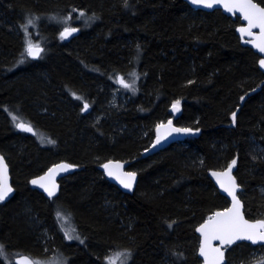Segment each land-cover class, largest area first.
Wrapping results in <instances>:
<instances>
[{"label": "trees", "instance_id": "obj_1", "mask_svg": "<svg viewBox=\"0 0 264 264\" xmlns=\"http://www.w3.org/2000/svg\"><path fill=\"white\" fill-rule=\"evenodd\" d=\"M73 7L80 32L63 42L49 20ZM33 14L30 30L42 34L37 59L20 52L17 32ZM238 24V16L184 0H0V152L16 188L0 204V246L34 255L37 233L14 217L25 206L68 264H104L113 250L133 255L130 264H200L196 225L228 204L208 171L235 156L236 177L250 187L245 216L264 215L255 190L264 183V161L251 163L246 154L253 140L264 146V73L259 56L241 45ZM126 77L135 79L134 88L118 83ZM103 85L131 99L111 107ZM177 101L178 117L197 136L141 156ZM83 102L100 114L98 123L82 113ZM16 117L29 119L41 138L18 133ZM109 158L131 160L132 191L103 176L99 166ZM61 159L78 168L49 203L27 181ZM59 206L69 209L81 241L62 239ZM252 247L263 251L251 264H264V246Z\"/></svg>", "mask_w": 264, "mask_h": 264}, {"label": "rangeland", "instance_id": "obj_2", "mask_svg": "<svg viewBox=\"0 0 264 264\" xmlns=\"http://www.w3.org/2000/svg\"><path fill=\"white\" fill-rule=\"evenodd\" d=\"M254 1L257 2L259 5H261L262 7H264V4L261 1H259V0H254ZM73 9H75V12H71L68 16L64 17L63 19H61L59 21L56 18H51L49 20V21H51V22L53 21L54 23L59 25L57 28L58 34L64 28L66 29L68 27H77V28L81 27L80 22H79V12H77L76 8L73 7ZM72 11H74V10H72ZM227 16L233 17L232 15L231 16L227 15ZM35 18H36V16L34 14L31 17H27L26 20L23 21V22H25V30L20 29V28H18L19 30H17V32L19 31V33H20V37H21V41H22L20 52H23V54H26V48H27L29 43H31L32 45H37V46L41 45L40 40H41L42 34H40L38 31L32 32L30 30V27H32V23L31 24L28 23L29 20H32L34 23ZM59 37L61 38V40L63 42H67L70 40V39L65 40L64 38L62 39L61 33L59 34ZM119 79L120 78H118V83H120ZM125 79H127V77ZM134 80H135L134 78L127 79L125 83L128 84L129 87L123 86L124 89H130L131 86H132V88H134V84H133ZM101 89H103V90L106 89L107 92L109 93L108 99L110 98L111 101L110 102L108 101L109 103H107V104L110 105L111 107H114L115 104L118 105V98H121L123 103L128 102L131 99L130 94L121 93L120 87H114V86L111 87L109 85H103V87ZM242 101H243V99H240V103H242ZM173 103H175V102H173ZM234 113H235V118H236L237 110L234 111ZM84 114H88V113L85 112ZM178 114L172 115L171 107H170L168 115L165 118H163L162 121L163 122L164 121H172L178 126H184L182 121L178 117L179 116ZM89 116L91 117L93 124L98 123L101 120V116L98 113L97 114L90 113ZM26 120L29 121V119H26ZM17 122H18V120L14 121L15 124H17ZM234 123H235V119H233V117H232V124H234ZM250 145L252 148L248 153H246L247 159L251 163H253V162L255 163V161L260 158V160L263 162L264 161V146L262 144H259L257 141H254V140ZM114 159L115 158H109V159H106L105 161L114 160ZM237 159H238V157L235 156L233 160L236 161ZM61 160L65 161V162L68 161L67 159H61ZM126 160H128V159H126ZM229 162H230V160L226 164L228 165ZM224 166H222V167H224ZM222 167H219V168H222ZM133 171L135 172L134 169H133ZM234 172H235V175H234ZM232 173L235 177L236 183L240 187L239 191H238V196L242 201L243 208H245L246 207L245 206L246 205V196L248 194V189H250V187L246 186L244 184V182H242L240 179H238L236 177V170L235 169L232 171ZM12 184L14 185L13 182H12ZM255 190H256V193L258 195H260L261 197H263V199H264V183L258 184V185L256 184ZM255 203H256V200H253L252 204H255ZM58 214L59 215H57V220L60 223L59 229H60L62 235L64 236V238L70 240L68 237L71 236V237H73V238H71L72 241H76V242L81 241L82 240V238L80 236L81 234L79 235V233L77 232V229L74 226V223H73L72 219L70 218V216H68V214L66 215L64 212H59V211H58ZM14 217H16L17 222H20L19 223L20 225L27 228L32 234L37 233L35 236V239L38 241L34 242L33 245L31 246V248L35 250V252H33L34 255H31L33 257V260H34V264H36V262H39V264H64L63 259L61 260L62 257L55 252L54 246H52L51 243L49 244V242L51 240H50V234H49L48 230H46L45 228H42L43 227L42 222L37 220L36 216H34L33 212H31L28 207L24 206V208L19 209L16 212ZM263 217H264V215L261 214V215L256 216L254 219H256V218L264 219ZM238 243H240V242H238ZM238 243H235L232 246L225 248V250H224V252H225L224 264H251L252 262H258L260 260V256L262 255L263 250H261L259 248L252 247V245H254V244H249V246H246V248L243 249V248L237 246V245H239ZM255 245L264 246L262 244H255ZM9 250H13V249H9ZM26 253H29V251L28 252L26 251ZM0 254L4 258V262H2V263L3 264H9V261L12 260L11 259L12 253H10V251H8V250H2L1 249ZM123 254H127V253L122 252V250H113V251L109 252V254L106 255L105 258L103 259L104 264H130L131 261L133 260V255H130V256L127 255V258L125 259V256ZM196 264H199V263L196 262Z\"/></svg>", "mask_w": 264, "mask_h": 264}, {"label": "snow or ice", "instance_id": "obj_3", "mask_svg": "<svg viewBox=\"0 0 264 264\" xmlns=\"http://www.w3.org/2000/svg\"><path fill=\"white\" fill-rule=\"evenodd\" d=\"M193 4H200L205 7H213L216 3H224V6L227 10L231 11L233 8L241 11L243 13L244 19L248 22L247 29L241 28L239 31L242 33L247 32L251 35L252 28H259L260 29V43L256 44V47L261 51L264 52V8L259 7L256 3H253V0H192ZM83 15V13H81ZM29 24L33 23L32 20L28 21ZM75 29H65L64 32L61 33V37L65 38L66 36L70 35L71 32H74ZM41 49L37 46L32 45L31 43L28 44L26 48V52L28 56L36 57L40 54ZM261 67H264V60L260 61ZM119 82L124 87H129L123 80V78L119 79ZM243 99V97L241 98ZM87 108V105H85ZM173 111L179 110V101L175 102L172 106ZM233 119H235V113H233ZM171 125V121H169V126ZM24 131H31V128L24 125L18 124ZM163 127V125H158L159 128ZM171 131L173 132H190L191 129H179V128H172ZM161 139L160 136L157 137V143ZM235 164V161L232 162V165ZM232 165H229V171L231 170ZM60 170H66L67 165H60L58 166ZM118 169L120 165H111L105 164L104 168L109 176H113L115 173L113 168ZM54 170L50 169L49 172L52 173ZM213 175H221L218 173H213ZM223 175H228V173H224ZM135 177L134 173H125L122 174V177L118 176L117 178L120 180V183L123 187L131 190L132 188V181ZM44 177H41L39 180H33L32 183L34 185L38 184L40 187L44 188V190L48 193L49 197L54 195V191L52 188L45 185L42 181H44ZM222 187L224 190L228 192L233 199V207L227 209L223 213H216L214 218H209V221L205 224L201 225L200 228L197 229L204 236V240L201 244L200 254L205 256L207 259L208 256V249L210 248V240L218 239L223 244H232L237 240H249L252 243H257L258 241H264V222H259L257 224H248L247 221L243 220V217L240 215V202L236 198V188L237 185L234 180L229 177V185L225 187L222 183ZM12 192V188L8 185L7 182V169L3 163V159L0 158V201H3L10 193ZM59 215V214H58ZM69 239L73 238L71 236L68 237ZM212 252L216 254L214 257L213 264H219V261L223 259V252L220 249H211ZM125 259L127 258L128 254H123ZM25 264H29V262H25ZM39 264V262H36Z\"/></svg>", "mask_w": 264, "mask_h": 264}, {"label": "water", "instance_id": "obj_4", "mask_svg": "<svg viewBox=\"0 0 264 264\" xmlns=\"http://www.w3.org/2000/svg\"><path fill=\"white\" fill-rule=\"evenodd\" d=\"M184 1L188 5L193 7L194 9H201V10H204V11H212L214 9H220L221 12L226 14V15H230V16L232 15L233 17L235 15L239 16L241 23L237 25L236 33L238 34V36H239V38L241 40V43L243 45H247V46L251 47L253 49V51L259 56L258 68L261 71L264 72V67H261V64H260V61L264 60V52H261L256 47V44L260 43V40L258 39L260 37V34H261L260 33V29L258 27L257 28H252L251 29V35H249L247 32L242 33L241 31H239V29H241V28L247 29V27H248V22L244 19L243 13L241 11H239V10H237L235 8H233L231 11H229V10H227L225 8L224 3H216V4L213 5V7H205V6L200 5V4H193L192 0H184ZM253 3H256L259 7H262L261 5H259L254 0H253ZM262 8H264V7H262ZM67 29H75V31L71 32L70 35L66 36L64 38L65 40H69L73 36L77 35V33L79 32V29L77 27H68ZM64 30L62 32H64ZM37 47H39V46H37ZM39 48L41 49V47H39ZM38 56H36V57L29 56V57H31L32 59H36ZM85 105H87V103ZM85 105H84V108H83L84 112H86L88 110V108H89L88 105H87V108H85ZM178 113H179V110L178 111H173V108H172V114L173 115H177ZM158 125H163V127L159 128V131H158ZM172 128H179V129L187 128V129H191V131L187 132V133H185V132H173V131H171ZM197 134H198V130L190 128V127H186V126H178L172 121H171V125L170 126H169V121L159 122L155 126L154 137H153L151 143L148 145V147L145 150L142 151L141 156H146V155L152 154L154 152H157V151L167 147L168 145H170L172 143L182 141V140H184V139H186L188 137H194ZM158 136L161 137V139L159 140V143H157V137ZM0 158L3 159V163L6 166V169H7V182H8V185L10 186V175H9L8 166H7L3 156L1 154H0ZM232 162L229 165H232ZM105 164H111L113 166L120 165V167L118 169H116L114 167L113 171H114L115 174L113 176H109L107 174L105 168H104ZM129 164H130V160L114 159V160H107L102 165V170L105 173L106 178L111 183L116 185L120 190L125 191V192L132 191L134 189V187H135L136 180H137L136 173L134 171H130V170L126 169ZM60 165H67L68 167H67L66 170L62 171L58 167ZM229 165L226 166L225 168H222V169H210L208 171V177L213 182V184L215 185V187L217 188L219 193L227 198L228 204H227L226 207H224L222 209H215L208 217L203 219L202 222L199 223L196 226L195 232H196V234L198 236L197 256L201 260L200 264H213L214 257L216 256V254L214 252H212L211 249H220L223 252V259L219 261V264H224V262H225V252H224L225 247L232 246L233 244L238 243V242H247V243L254 244V245L255 244L264 245V241H258L257 243H252L249 240H237L234 243L228 245V244H223L218 239H212V240H210V248L208 249L207 259L205 258V256H202L200 254V248H201V244H202V242L204 240V236L200 232H198L197 229L200 228L201 225H203L206 222H208L209 218H214L216 213H223L227 209H230V208L233 207L232 196H230L228 194V192L224 190V187L221 186L222 183L225 185V187H227L229 185V177H231V179L234 180L235 183H236L235 177H234V175L232 173V171L235 168L236 162H235L234 165H232L230 171H229ZM74 168L75 167L73 165H71V164H69L68 162H65V161H60L58 163H55V164L51 165L49 167V169L45 173H43V174H41L39 176L33 177L30 180L31 186L39 188L40 190H43L45 192V194L47 196H49L48 193L44 190V188L40 187L38 184L34 185L32 183L33 180H39L41 177H44L45 179L42 182L45 185H47L48 187L52 188L53 191H54V194H55L57 192V181H56V179L58 177L62 176L64 173H66V172H68L70 170H73ZM50 169H52L54 171L52 173H50L49 172ZM125 173H134L135 174V177H134V179L132 181L131 190L123 187V185L120 183V180L117 178L118 176L122 177V174H125ZM213 173H218V174H221V175L217 176V175H213ZM224 173H228V175H223ZM236 185H237L236 198L240 202V215L243 217V220L247 221L248 224H257L259 222H264V220L262 218L250 219V218H247L245 216L242 201H241V199L238 196V191H239L240 187H239V185L237 183H236ZM11 194H12V192L7 197L11 196ZM7 197L4 200H6ZM26 261L29 262V264H34V261L32 260V258L29 257L26 254L18 255V256H16L14 258V264H25Z\"/></svg>", "mask_w": 264, "mask_h": 264}, {"label": "flooded vegetation", "instance_id": "obj_5", "mask_svg": "<svg viewBox=\"0 0 264 264\" xmlns=\"http://www.w3.org/2000/svg\"><path fill=\"white\" fill-rule=\"evenodd\" d=\"M233 18V17H232ZM78 29H79V32H80V28L78 27ZM78 32V33H79ZM77 33V34H78ZM76 36V35H75ZM240 43H241V40H240ZM241 45H243L242 43H241ZM35 46H37V45H35ZM243 46H247V45H243ZM40 47H41V54H42V50H43V47H42V45H40ZM247 47H249V46H247ZM249 48H251V47H249ZM252 49V48H251ZM253 50V49H252ZM41 56V55H40ZM39 56V57H40ZM38 57V58H39ZM257 65H258V61H257ZM260 70V69H259ZM261 71V70H260ZM261 72H263V71H261ZM264 73V72H263ZM262 83H264V81L262 82ZM86 103L85 102H83V104H82V109H81V111H82V113H85L84 111H83V108H84V105H85ZM87 113H90L91 112V106L88 108V110L86 111ZM15 120H18V122H17V124H15L14 123V121ZM13 122H12V124H13V126H14V128L16 129V131L18 132V133H20V134H25V135H32V136H35V137H38V138H41V137H39L38 135H37V132H36V130L34 129V127H33V125L30 123V122H28V121H26L25 119H23V118H16ZM18 124H24V125H26V126H28V127H30L31 128V131H24V130H22L20 127H18ZM197 136V135H196ZM1 153V152H0ZM1 155L3 156V158H4V160H5V162H6V164H7V166H8V170H9V175H10V187L12 188V194H11V196H9V197H7V199L6 200H3V201H0V204H3V203H5V202H7L8 201V199L10 198V197H12L13 195H14V193H15V186L12 184V175H11V171H10V166H9V164H8V162H7V158H6V156L3 154V153H1ZM60 161H62V160H58V161H55V162H52V163H49L46 167H44L43 169H42V171L38 174V175H36V176H39V175H41V174H43V173H45L48 169H49V167L51 166V165H53V164H55V163H58V162H60ZM69 164H71V165H73L75 168L73 169V170H70V171H68V172H66V173H64L62 176H60V177H58L57 179H56V181H57V192L53 195V196H51V197H49V196H47L46 194H45V192L43 191V190H40L39 188H36V187H32L31 186V183H30V180L33 178V177H36V176H33V177H31L28 181H27V185L30 187V188H32V189H35L36 191H38L41 195H43V197L46 199V201H48L49 203H52L53 201H54V199H55V197L58 195V193H59V191H60V188H61V183H62V180L65 178V177H67L68 175H70L71 173H73V171H75V170H77V168H78V166L76 165V164H74V163H72V162H70V161H67ZM103 163H104V161H103ZM103 163L99 166V168H100V170H101V172H102V174H103V176H105V173L103 172V170H102V165H103ZM235 167H236V165H235ZM235 169V168H234ZM105 178H106V176H105ZM106 180H108L107 178H106ZM109 181V180H108ZM110 182V181H109ZM116 186V185H115ZM117 187V186H116ZM118 188V187H117ZM60 207V206H59ZM61 209H59L58 211L59 212H64L66 215L68 214V213H70L69 212V209H64L63 207H60ZM57 215H58V212H57ZM68 216H70V214H68ZM70 218L72 219V216H70ZM59 225H60V223H59V221L57 220V226H58V229H59ZM60 230V229H59ZM61 232V231H60ZM62 237V239H64L65 241H72L71 239L70 240H68V239H65L64 238V236H61ZM73 242H76V241H73ZM2 242L0 241V244H1ZM8 250V251H10V253H12V260H10L9 261V264H14V258L16 257V256H18V255H22V254H25L26 253V251L25 252H21L20 250H9L6 246L4 247V246H0V250ZM32 258V260H33V257H31ZM63 259V262H64V264H68V259H66L65 257H62L61 258V260ZM0 260H1V262H4V258H3V256H1V254H0ZM34 261V260H33Z\"/></svg>", "mask_w": 264, "mask_h": 264}, {"label": "bare ground", "instance_id": "obj_6", "mask_svg": "<svg viewBox=\"0 0 264 264\" xmlns=\"http://www.w3.org/2000/svg\"><path fill=\"white\" fill-rule=\"evenodd\" d=\"M30 58H31V57H30ZM87 105H88V103H87ZM88 106H89V105H88ZM89 107H90V106H89ZM162 122H163V121H162ZM190 128H191V127H190ZM130 161H131V160H130ZM135 173H136V172H135ZM136 175H137V174H136ZM10 198H11V197H10ZM10 198H9V199H10ZM9 199H8V200H9ZM25 254H26V253H25ZM26 255H28L29 257H32V256L29 255V254H26Z\"/></svg>", "mask_w": 264, "mask_h": 264}]
</instances>
